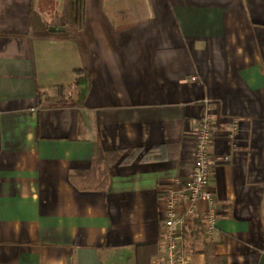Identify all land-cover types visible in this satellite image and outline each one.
Segmentation results:
<instances>
[{
	"label": "crops",
	"instance_id": "0c3cea01",
	"mask_svg": "<svg viewBox=\"0 0 264 264\" xmlns=\"http://www.w3.org/2000/svg\"><path fill=\"white\" fill-rule=\"evenodd\" d=\"M65 10L0 0V264H154L205 98L217 231L184 249L264 264V0H86L74 38Z\"/></svg>",
	"mask_w": 264,
	"mask_h": 264
},
{
	"label": "built area",
	"instance_id": "2783aa9c",
	"mask_svg": "<svg viewBox=\"0 0 264 264\" xmlns=\"http://www.w3.org/2000/svg\"><path fill=\"white\" fill-rule=\"evenodd\" d=\"M203 108L196 129L192 172L187 177H175L162 193L166 243L154 264H191L184 249V230L188 218L199 215L198 212L201 213L204 234L212 239L217 231L216 199L209 188L212 169L209 146L215 131L209 99L203 100ZM229 158L226 156L224 160ZM200 201L204 204L202 209L198 206Z\"/></svg>",
	"mask_w": 264,
	"mask_h": 264
},
{
	"label": "trees",
	"instance_id": "16d2710c",
	"mask_svg": "<svg viewBox=\"0 0 264 264\" xmlns=\"http://www.w3.org/2000/svg\"><path fill=\"white\" fill-rule=\"evenodd\" d=\"M64 2H65L66 10L64 11L63 15H61L60 17V23L61 25L66 26V31L64 33L69 37L74 38L83 28L86 0H64ZM44 32L47 33L48 30L45 29ZM84 82L85 80L80 77L77 80L78 84H83ZM47 99L48 101H56V100L63 101L59 98H54L50 100L51 98L47 97Z\"/></svg>",
	"mask_w": 264,
	"mask_h": 264
},
{
	"label": "water",
	"instance_id": "95a60500",
	"mask_svg": "<svg viewBox=\"0 0 264 264\" xmlns=\"http://www.w3.org/2000/svg\"><path fill=\"white\" fill-rule=\"evenodd\" d=\"M49 30L52 31V32H55V31H59V32H62L65 30V27L63 26H50L49 27Z\"/></svg>",
	"mask_w": 264,
	"mask_h": 264
}]
</instances>
